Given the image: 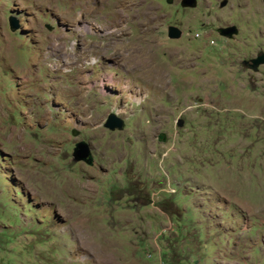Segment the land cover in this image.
Wrapping results in <instances>:
<instances>
[{
    "label": "rangeland",
    "instance_id": "rangeland-1",
    "mask_svg": "<svg viewBox=\"0 0 264 264\" xmlns=\"http://www.w3.org/2000/svg\"><path fill=\"white\" fill-rule=\"evenodd\" d=\"M196 1L0 0V264H264V6Z\"/></svg>",
    "mask_w": 264,
    "mask_h": 264
},
{
    "label": "water",
    "instance_id": "water-1",
    "mask_svg": "<svg viewBox=\"0 0 264 264\" xmlns=\"http://www.w3.org/2000/svg\"><path fill=\"white\" fill-rule=\"evenodd\" d=\"M170 1L171 0H169V2ZM180 5L184 8L193 9V8H196L197 1L196 0H181ZM225 5H226V1H223L220 6L224 7ZM9 27L12 31L17 30L18 28L17 23L14 21L9 22ZM236 33L237 32H236L235 27L223 29L222 31H220V35L228 36V37H231ZM167 36L168 38L173 39V40L179 39L181 36V30H179L175 26H169L167 29ZM261 65H264V57L262 56L252 59L250 63V68L253 71H256L258 67ZM123 125H124L123 120L116 117L114 114H109L104 124V126L111 131L121 130L123 128ZM88 155H89V151H88L87 145L85 144L77 145V150L75 151V158L77 161L86 160L88 158Z\"/></svg>",
    "mask_w": 264,
    "mask_h": 264
},
{
    "label": "flooded vegetation",
    "instance_id": "flooded-vegetation-1",
    "mask_svg": "<svg viewBox=\"0 0 264 264\" xmlns=\"http://www.w3.org/2000/svg\"><path fill=\"white\" fill-rule=\"evenodd\" d=\"M256 1H259L264 6V0H256ZM253 14H254V16H258V4H256V6H254ZM231 27H233V26H231ZM228 28H230V27H227V29ZM223 29H226V27L220 28L219 31H222ZM236 32H237L236 34H238L237 28H236ZM261 32H262V30L257 28V34H260ZM255 54L257 55L256 58L261 57V56L264 57V47L257 48Z\"/></svg>",
    "mask_w": 264,
    "mask_h": 264
}]
</instances>
